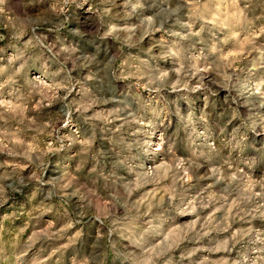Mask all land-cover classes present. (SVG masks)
Wrapping results in <instances>:
<instances>
[{
  "label": "rangeland",
  "instance_id": "1",
  "mask_svg": "<svg viewBox=\"0 0 264 264\" xmlns=\"http://www.w3.org/2000/svg\"><path fill=\"white\" fill-rule=\"evenodd\" d=\"M117 3L0 0V264H264V96L252 88L264 49L244 34L225 44L228 30L204 21L189 29L187 16L129 47L108 35L109 7L118 28L139 23ZM246 4L258 30L264 0ZM214 43L227 67L205 71ZM157 58L174 81L205 87L157 93L127 74ZM125 106L120 131L95 119ZM161 134L176 138L171 152L156 151ZM204 141L221 149L211 162L197 156ZM192 201L208 207L189 211Z\"/></svg>",
  "mask_w": 264,
  "mask_h": 264
},
{
  "label": "clouds",
  "instance_id": "2",
  "mask_svg": "<svg viewBox=\"0 0 264 264\" xmlns=\"http://www.w3.org/2000/svg\"><path fill=\"white\" fill-rule=\"evenodd\" d=\"M105 2L110 3L116 8L120 7V4L117 3V0H105ZM213 0H123V11H124V19L131 21L133 17H135V21H132V24L125 28H118L116 23L111 22L112 20L117 19L119 14L113 15V9L111 7L106 9V15L110 17L108 28V35L116 32H123L124 36L122 37V42L124 44H128L129 47L134 44H140L141 41L144 40L145 37L149 36L153 32L159 31L165 24H169L171 20L172 23L169 24V28L173 27L176 23H183L182 19H173L180 18L182 16H187L188 21L185 26L189 29L196 27L197 21H204L205 24H212L214 27H218L221 29H227L228 35L225 37L224 43L226 44L229 40L236 39L239 41V38L242 34H244V39L248 44L252 45L251 51H259L264 49V43H261L258 47L255 45V41L259 36H264V26H261L258 30L254 25L253 20L248 17V5H245L244 9L239 8V0H221V3H227L229 8H233V11L226 12L221 11L219 9L216 10V14L212 15L210 5ZM251 0H249V3ZM58 5L57 11H59L60 7L70 6V4L76 3V0H56ZM206 16L211 17L210 19H206ZM204 31V25H201L198 31L192 32L191 35L199 36ZM151 44V41L149 42ZM215 49L216 59L212 61H207L205 65V71H208L207 64L211 65V71L215 72L220 69L227 67L224 62V54L221 52L220 48L213 45ZM249 51V55L251 54ZM179 48H177L176 52L169 53L170 55H179ZM246 59V57H244ZM201 60H204V57H201ZM159 58L155 61L154 65H150L147 61L137 64H129L128 65V73L129 75L135 77L138 82L142 83V86L148 88L153 92H161L165 88L172 91H180L181 89L187 91H196L199 88H204L205 85L203 81H199L195 87L190 86V79L184 77H177L176 80H173V72H169L159 67ZM264 67V65H261ZM125 65L120 66L121 74H124ZM7 71V68H0V73ZM184 71V69H182ZM243 71V69H241ZM182 81V82H181ZM252 88L256 93L264 96V77L259 78L257 81L252 83ZM127 106L125 108L115 109L112 112L100 113L97 114L95 119H100L104 122L105 127L112 123L113 121L120 120L122 124L115 131H120L123 129L124 124L129 122L128 115H121L122 112L126 111ZM78 111L80 109H77ZM131 115V113H129ZM157 117L163 115V111L155 113ZM136 123L140 121L135 117H132ZM156 121H154L155 123ZM255 129H253L254 131ZM192 135L197 138L204 136V132H197L195 127L193 126ZM177 145V140L174 136H165L161 134L159 137V144L156 148V151H164L165 153L171 152ZM206 151L197 153L198 157H204L208 159L210 162L213 160L215 155H218L221 152L220 148L215 147L214 145L207 144V141H204V145ZM127 147H132V145H128ZM149 147L151 145L149 144ZM218 162V161H217ZM171 167V165H169ZM239 170L237 169V172ZM211 172L213 175H216L220 172L218 168H211ZM182 173V174H179ZM194 176V172L191 169V165H189L188 169L183 167L178 168V179L181 184L187 183ZM221 179H226L229 182L233 180L234 177L229 176L227 174L222 175ZM191 185L189 184V187ZM0 191H3L0 188ZM205 199H209L211 202L215 203L217 197L212 195L210 197H205ZM199 207H208L207 203L197 204L196 201H192L188 205V210L195 212ZM227 264V261L224 262Z\"/></svg>",
  "mask_w": 264,
  "mask_h": 264
}]
</instances>
